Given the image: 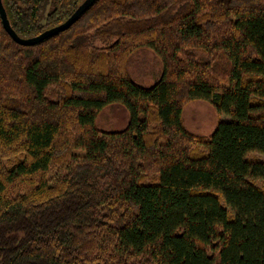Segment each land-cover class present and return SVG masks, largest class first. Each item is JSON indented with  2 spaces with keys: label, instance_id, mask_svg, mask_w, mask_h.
<instances>
[{
  "label": "trees",
  "instance_id": "trees-1",
  "mask_svg": "<svg viewBox=\"0 0 264 264\" xmlns=\"http://www.w3.org/2000/svg\"><path fill=\"white\" fill-rule=\"evenodd\" d=\"M84 0H3L33 37ZM49 7V8H48ZM151 50L160 77L129 70ZM206 100L219 120L190 131ZM121 104L118 131L98 127ZM264 0H96L32 45L0 18V264H264Z\"/></svg>",
  "mask_w": 264,
  "mask_h": 264
},
{
  "label": "rangeland",
  "instance_id": "rangeland-1",
  "mask_svg": "<svg viewBox=\"0 0 264 264\" xmlns=\"http://www.w3.org/2000/svg\"><path fill=\"white\" fill-rule=\"evenodd\" d=\"M162 67V59L151 50L138 52L129 63L132 77L145 85H152L160 77ZM129 117V111L125 106L113 104L100 113L97 125L104 130L118 131L127 126ZM229 119L230 116L226 114H218L215 107L206 100H193L186 105L184 110L186 127L202 136H210L219 120ZM251 155L264 159V155L258 152Z\"/></svg>",
  "mask_w": 264,
  "mask_h": 264
},
{
  "label": "water",
  "instance_id": "water-1",
  "mask_svg": "<svg viewBox=\"0 0 264 264\" xmlns=\"http://www.w3.org/2000/svg\"><path fill=\"white\" fill-rule=\"evenodd\" d=\"M95 1L96 0H84L80 4V6L75 10V12L63 23L53 26L51 28H48L39 35L28 37V38L21 37L12 27V24L8 17L7 10L4 6L3 0H0V18L3 23L4 28L16 42L22 45L32 46V45H35L43 41L47 37H50L55 34H59L61 31H64L68 29L69 27H71L72 24L75 23L79 19V17L95 3Z\"/></svg>",
  "mask_w": 264,
  "mask_h": 264
}]
</instances>
